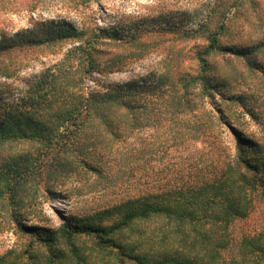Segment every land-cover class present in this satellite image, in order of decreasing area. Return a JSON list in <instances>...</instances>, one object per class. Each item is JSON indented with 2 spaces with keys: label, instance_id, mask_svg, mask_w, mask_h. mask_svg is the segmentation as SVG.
<instances>
[{
  "label": "trees",
  "instance_id": "trees-1",
  "mask_svg": "<svg viewBox=\"0 0 264 264\" xmlns=\"http://www.w3.org/2000/svg\"><path fill=\"white\" fill-rule=\"evenodd\" d=\"M245 1L233 0L221 20L191 29V39L204 38L189 47L193 73H183L177 60L171 76L157 69L123 83L100 82V90H89L87 81L121 70L123 58L110 47L136 36L124 40L108 27L33 17L23 32L0 33L4 79H17L42 51L69 45L20 99L0 103V232L11 231L19 247L0 254V264H264V228L242 234L235 228L264 194V144L242 135L232 144L224 140L229 105L216 96L249 108L244 96L219 92L209 60L228 51L251 65L248 57L264 45L245 51L221 42L228 28L222 19L237 16ZM143 126L169 131L170 138L148 150L170 153L165 183L131 186L57 230L27 222L63 177L80 171L101 176L119 165L134 174L138 154L131 147L122 151L120 143L128 144ZM152 221L162 224L147 230Z\"/></svg>",
  "mask_w": 264,
  "mask_h": 264
},
{
  "label": "rangeland",
  "instance_id": "rangeland-1",
  "mask_svg": "<svg viewBox=\"0 0 264 264\" xmlns=\"http://www.w3.org/2000/svg\"><path fill=\"white\" fill-rule=\"evenodd\" d=\"M232 1L0 0V33L13 36L23 32L31 25L30 18L33 17L72 26L86 24L108 27L118 32L124 40L136 36V42L130 39L121 46L110 47L112 52L120 53L123 58L121 70L104 75L94 73L87 81L89 90H100V82L123 83L155 73L157 69L171 76L177 60L183 65V73H193L196 63L189 47L200 46L204 38L197 35L191 39V29L203 24L206 26L209 23L207 20L212 21L215 17L221 20L225 5ZM222 21H227L228 25L222 44L247 51L264 42V0H246L237 16L231 13L227 20ZM216 24L214 22L213 27ZM68 48L69 45L46 49L40 53L39 59L21 71L17 79L0 78V103L20 99L47 68L59 62ZM257 48L248 57L251 65L245 57L228 51L209 56L211 76L218 83L219 92L225 91L226 98L242 95L247 99L249 109L241 110L238 105H230L225 98L216 96L219 103L229 105L224 140L230 144L234 143L235 135L264 144V45ZM147 107L149 112L153 108L150 104ZM168 138L169 131L165 127L153 129L143 126L134 138L128 140V144L120 143L122 151L131 147L138 154L134 174L124 172L119 165L117 170L107 169L110 173L101 176L91 171H80L69 178L63 177L55 184L57 193L44 196L38 211L31 213L27 222L57 230L70 216L90 215L97 208L124 196L131 186L144 189L147 181L165 183L167 173H171L170 167L169 170L167 167L170 153L164 152L161 147L153 155L148 150L153 148L152 142L157 146ZM120 157L123 158V154ZM161 224V221H152L144 226L150 230ZM235 228L237 234L264 228V194L258 198L253 214L246 220L238 221ZM14 243L16 237L11 231L0 232V254L6 255L9 251L16 253L19 247H14ZM89 245L88 240L82 244L84 247Z\"/></svg>",
  "mask_w": 264,
  "mask_h": 264
}]
</instances>
